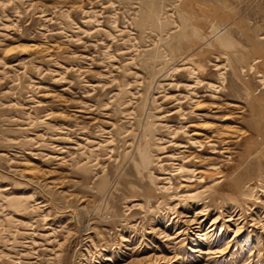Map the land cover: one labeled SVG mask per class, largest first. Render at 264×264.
Segmentation results:
<instances>
[{"label": "rangeland", "instance_id": "rangeland-1", "mask_svg": "<svg viewBox=\"0 0 264 264\" xmlns=\"http://www.w3.org/2000/svg\"><path fill=\"white\" fill-rule=\"evenodd\" d=\"M0 264H264V0H0Z\"/></svg>", "mask_w": 264, "mask_h": 264}, {"label": "bare ground", "instance_id": "bare-ground-1", "mask_svg": "<svg viewBox=\"0 0 264 264\" xmlns=\"http://www.w3.org/2000/svg\"><path fill=\"white\" fill-rule=\"evenodd\" d=\"M140 155H141V156H145V152H144V150H143V151L140 150ZM142 158H143V157H142ZM144 158H145V157H144ZM144 162H145V161H144ZM192 250H193V251H198V248H193Z\"/></svg>", "mask_w": 264, "mask_h": 264}]
</instances>
